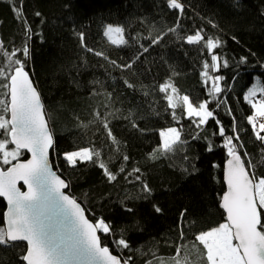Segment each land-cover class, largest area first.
<instances>
[{
    "label": "trees",
    "instance_id": "trees-1",
    "mask_svg": "<svg viewBox=\"0 0 264 264\" xmlns=\"http://www.w3.org/2000/svg\"><path fill=\"white\" fill-rule=\"evenodd\" d=\"M181 2L185 5L182 14L169 8L167 0H24V16L32 30L29 40L13 5L0 0V40L9 51L24 47L26 42L30 48L26 70L40 92L52 128L54 168L69 183L68 192L81 203L90 220L103 217L113 226L112 233H100L103 245L118 256H131L134 264L149 260L159 264L160 259L175 255L177 246L194 245L196 234L226 221L221 201L226 191L227 137H234L232 143L246 167L250 159L256 165V175L264 176V143L256 139L260 130L253 129L247 120L253 116V108L245 99L257 78L264 86V0H239V6L236 0ZM36 12L41 15L36 16ZM106 24L123 25L128 44L112 45L102 33ZM169 28L176 30L169 32ZM200 28L205 39L218 37L222 42L213 50L221 66L215 70L210 67L207 77L204 63L211 65V54L203 44L186 41ZM78 31L85 32L88 47L103 52L108 59L82 49L74 35ZM160 34L161 42L151 45V39ZM137 56L140 59L130 71L108 63H131ZM17 57L24 59L20 53ZM242 57L247 58L245 63H240ZM223 61L227 67L222 66ZM216 76L223 78L221 82L214 80ZM169 80L177 89L173 95H186L194 105L210 101L207 107L213 116L204 125H199L198 118L188 117L185 104L175 109L169 106L157 87ZM125 81L134 87L129 88ZM214 83L221 88L220 93L213 91ZM0 99H8L4 91H0ZM95 111L107 116L118 143L92 122ZM130 113L136 127L126 118ZM172 127L180 130L181 140L186 141L183 150L155 153L153 158V150L161 144L160 132ZM221 127L224 136L219 134ZM83 147L99 151L98 160L68 165L63 154ZM125 155L127 161L123 160ZM27 157L22 152L20 159ZM100 162L116 175L115 181L107 179ZM121 167L124 172H120ZM135 168L152 189L146 199L135 176L128 175ZM153 205L162 212L156 213ZM125 208L134 212L130 214ZM5 210L6 203L0 198V213ZM121 230L129 249L114 242ZM24 247L23 243L0 247V258L17 264ZM195 264H200L199 258Z\"/></svg>",
    "mask_w": 264,
    "mask_h": 264
},
{
    "label": "snow or ice",
    "instance_id": "snow-or-ice-1",
    "mask_svg": "<svg viewBox=\"0 0 264 264\" xmlns=\"http://www.w3.org/2000/svg\"><path fill=\"white\" fill-rule=\"evenodd\" d=\"M13 5L16 19L25 25V35L31 39L32 30L24 16V0H9ZM239 6V0H236ZM169 8L177 9L182 14L185 5L181 0H167ZM67 7V5H65ZM36 16L41 13L36 12ZM210 22V21H209ZM169 28V32L175 31ZM125 27L123 25L106 24L102 28L103 36L116 46L128 44L125 38ZM117 38H113V35ZM80 43V47L95 56L107 60V56L101 51L88 47L84 31L74 32ZM202 28L197 29L194 35H188L186 41L189 44H203V47L211 54V65L204 63V76H208V69L213 70L221 66L220 57L214 53V49L221 46L218 37L208 36ZM163 35H157L151 39V45L161 42ZM235 39V37H233ZM150 45V46H151ZM143 48V46H141ZM147 52V48H143ZM20 53L24 59L17 57ZM30 48L25 43L22 48L7 50L0 40V91H4L8 99H0V164L8 166L6 170L0 168V197L7 201V209L0 213L3 217V226H0V247L9 248L25 245L23 254L17 256V264H134L131 256L124 258L113 255L106 245L102 244L101 235L110 234L113 226L106 222L103 217L95 218V222L88 219L85 209L75 198L66 194L65 190L70 187L64 179L52 170L50 165V150H55V139L52 130L49 128L45 116L44 106L36 87L33 85L29 71H26V63L30 59ZM254 55V54H253ZM137 56L131 63L117 65L116 61H108L114 67L121 69L133 68ZM246 57H242L240 63H245ZM227 67V61H223ZM223 79L220 76L214 77L215 81ZM93 84L98 81H93ZM125 84L129 88L134 86L128 81ZM158 91L164 93V98L169 106L175 109L178 105H187L188 117H200L199 125H204L213 112L208 110V103L205 101L198 106L189 101L188 96H174L168 94L176 93L177 89L170 82L159 84ZM213 91L220 93L222 90L218 84H213ZM264 93V87L259 89ZM256 89H250L245 99L252 104L256 116L264 119V97L257 103L252 102ZM109 99L111 93H108ZM219 107V104L217 105ZM4 114H7V118ZM93 121L98 123L107 136L114 143H118L112 135L110 121L107 116L99 111L93 112ZM132 127H136L133 115L128 117ZM175 119V113L173 112ZM78 119V118H77ZM247 120L256 128L254 116H248ZM217 123H219L217 121ZM87 127V125H82ZM260 131L256 132V139L264 143V123L259 124ZM219 134L224 136V128L219 129ZM161 144L153 150L155 153L167 155L169 153L183 150L186 141L181 140V131L177 128H168L160 132ZM234 137L226 138L228 159L225 168V182L227 190L222 196L221 207L225 210L226 221L217 227L201 231L194 237V248L200 251V264H264V176L256 175V165L248 160V166L233 145ZM235 139H239L237 135ZM14 146V147H13ZM243 147V145H240ZM211 151V147L208 148ZM31 154V159L22 161V152ZM264 153V148H262ZM65 162L75 166L78 161L96 162L100 156L99 151L94 148L83 147L75 151H68L64 154ZM247 157V153H245ZM128 156H123L127 161ZM184 160L188 157L184 156ZM15 161V162H14ZM264 163V158H262ZM109 181H115L116 175L104 162L99 163ZM187 172V169H182ZM123 167L120 172H124ZM140 169L135 168L129 176H135L136 182L140 183L141 191L146 199L151 195L152 189L141 180ZM22 181L27 190L21 191L17 186ZM128 213L134 209L125 208ZM156 213L162 209L153 205ZM185 213H181L183 219ZM181 239L184 238V231L181 227ZM118 247L129 249L130 245L123 238L121 230L120 238L114 241ZM0 264H9V261L0 258ZM146 264H154L152 260ZM159 264H192L188 255L183 253L182 246H177L175 255L167 262L160 259Z\"/></svg>",
    "mask_w": 264,
    "mask_h": 264
},
{
    "label": "rangeland",
    "instance_id": "rangeland-1",
    "mask_svg": "<svg viewBox=\"0 0 264 264\" xmlns=\"http://www.w3.org/2000/svg\"><path fill=\"white\" fill-rule=\"evenodd\" d=\"M113 38L115 39V38H117L116 36H115V34L113 35ZM219 82H221V80H219ZM261 87H264L263 86V83H262V81H261V79L260 78H257L256 79V81L254 82V84L248 89V91L246 92V95H247V93L249 92V90L250 89H256V92H255V96L254 97H252V102L253 103H257L260 99H261V97H264V93H262L261 91H259V89L261 88ZM172 95H173V93H171ZM175 96V95H174ZM190 101V100H189ZM248 101V100H247ZM186 105V104H185ZM194 105V104H193ZM252 105V104H251ZM195 106H198V105H195ZM186 107H187V105H186ZM253 116L256 118V117H258V116H256V113H255V109H253ZM195 117V116H194ZM196 118H198V119H200V117H196ZM210 118V117H209ZM208 118V119H209ZM207 119V120H208ZM262 123H264V119H263V121H262ZM259 124L260 123H258V122H256V127H257V129L258 130H260L259 129ZM224 223V222H223ZM183 253L184 254H186V255H188V257H189V260L192 262V264H195L196 263V261L198 260V258L200 257V251H198V248H193V245H189V244H186L184 247H183ZM169 259H165L164 261L165 262H167Z\"/></svg>",
    "mask_w": 264,
    "mask_h": 264
},
{
    "label": "water",
    "instance_id": "water-1",
    "mask_svg": "<svg viewBox=\"0 0 264 264\" xmlns=\"http://www.w3.org/2000/svg\"><path fill=\"white\" fill-rule=\"evenodd\" d=\"M27 71V70H26ZM29 75H30V72H29ZM30 78L32 79V77H31V75H30ZM32 82H33V85L36 87V85H35V83H34V81H33V79H32ZM36 89H37V87H36ZM37 91L39 92V90L37 89ZM39 94H40V92H39ZM40 97H41V95H40ZM41 102H42V104H43V106H44V111H45V105H44V102H43V100H42V98H41ZM45 113H46V111H45ZM45 118H46V120L48 121V125H49V128L52 130V128H51V125H50V123H49V120H48V117H47V114H46V116H45ZM14 147V146H13ZM51 151L52 150H50V165H51V167H52V170L54 171V172H56L59 176H60V174L56 171V169L54 168V166H53V164H52V160H51ZM23 152H26V154L28 155V157L26 158V159H21L22 161H26L27 159H31V154L30 153H28L27 151H23ZM239 154V153H238ZM240 155V154H239ZM240 157H241V155H240ZM241 159L243 160V158L241 157ZM244 161V160H243ZM15 162V161H14ZM227 162V161H226ZM245 163V162H244ZM245 166H246V164H245ZM7 167L8 166H6V167H3V166H0V168H3L4 170H6L7 169ZM225 168H226V163H225V167H224V177H225ZM61 177V176H60ZM62 178V177H61ZM63 179V178H62ZM224 180H225V178H224ZM225 184H226V182H225ZM17 186L21 189V191H26L27 190V188H26V185H24L23 184V182L22 181H19L18 182V184H17ZM69 189V188H68ZM68 189H66L65 190V192H66V194H69L70 195V193L68 192ZM226 190H227V185H226ZM0 198H2L4 201H5V203H6V209H7V201H6V199L5 198H3V197H0ZM74 198V197H73ZM221 205H222V201H221ZM83 207V206H82ZM224 210V209H223ZM6 211V210H5ZM224 212H225V210H224ZM226 214V213H225ZM85 215L87 216V214H86V211H85ZM87 218L89 219V217L87 216ZM98 234L99 235H101L99 232H98ZM102 240V239H101ZM103 244V243H102ZM108 247V246H107ZM109 248V247H108ZM109 250L112 252V250L109 248ZM112 254L113 255H116V254H114L113 252H112ZM118 256V255H117Z\"/></svg>",
    "mask_w": 264,
    "mask_h": 264
},
{
    "label": "built area",
    "instance_id": "built-area-1",
    "mask_svg": "<svg viewBox=\"0 0 264 264\" xmlns=\"http://www.w3.org/2000/svg\"><path fill=\"white\" fill-rule=\"evenodd\" d=\"M262 121H263L262 118H260V117H257V118H256V122H258V123H262Z\"/></svg>",
    "mask_w": 264,
    "mask_h": 264
}]
</instances>
